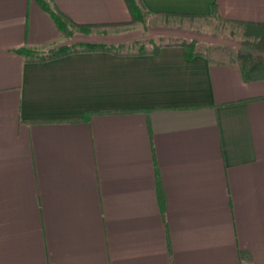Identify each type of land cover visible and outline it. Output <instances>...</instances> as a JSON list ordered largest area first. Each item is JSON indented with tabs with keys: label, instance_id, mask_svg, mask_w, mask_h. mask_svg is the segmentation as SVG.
Instances as JSON below:
<instances>
[{
	"label": "crops",
	"instance_id": "0c3cea01",
	"mask_svg": "<svg viewBox=\"0 0 264 264\" xmlns=\"http://www.w3.org/2000/svg\"><path fill=\"white\" fill-rule=\"evenodd\" d=\"M141 1L264 24V0ZM51 5L97 30L0 0V264H264V77L179 43L27 60L131 18L125 0Z\"/></svg>",
	"mask_w": 264,
	"mask_h": 264
},
{
	"label": "rangeland",
	"instance_id": "374dc122",
	"mask_svg": "<svg viewBox=\"0 0 264 264\" xmlns=\"http://www.w3.org/2000/svg\"><path fill=\"white\" fill-rule=\"evenodd\" d=\"M117 26L108 29L98 28L94 33L107 40L104 45L120 52L137 50L140 46L150 51L154 45L193 41L197 50H203L212 58L231 60L235 57L241 41L258 40L253 35H246L241 26L225 22L216 16L181 17L175 14L152 17L147 13L144 23L132 22ZM75 30L73 27V32ZM95 30L97 29L79 32L88 34ZM72 40L68 46L70 49H81L86 45L78 41V37H73Z\"/></svg>",
	"mask_w": 264,
	"mask_h": 264
},
{
	"label": "trees",
	"instance_id": "16d2710c",
	"mask_svg": "<svg viewBox=\"0 0 264 264\" xmlns=\"http://www.w3.org/2000/svg\"><path fill=\"white\" fill-rule=\"evenodd\" d=\"M38 5L47 12L53 19L54 23L58 29L66 36L72 34V28H77L78 31L87 32L91 24H76L74 23L66 14L58 10L51 5V0H35ZM128 11L130 13V20L124 24H129L132 22H142L144 23L145 15L149 13L145 8L141 0H125ZM215 8H213V14L215 15ZM165 16L175 15L170 13H165ZM181 17H195L192 14H178ZM225 21V20H223ZM226 22V21H225ZM117 25V23L113 24ZM244 29L246 35H253L258 38L257 41L243 40L240 42V46L236 52L235 63L240 68L243 78L246 80H255L264 77V24L260 23H240ZM179 45L184 46L187 49V56L192 57L197 52L194 51V42H181ZM161 45H154L153 48L148 51L143 46H140L137 50L126 51V53L132 54H145L151 52L153 54L158 53ZM112 51L119 54L120 51L112 49L111 47L101 44V43H87L84 48L81 49H70L69 47H62L58 50L51 51L48 54L42 55L39 58H34L37 55L36 51L29 50L27 48L18 49V53L23 56L29 57L27 60H46L55 57L65 55L70 52L75 51ZM159 200L162 204V196L159 191Z\"/></svg>",
	"mask_w": 264,
	"mask_h": 264
}]
</instances>
